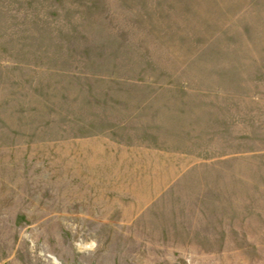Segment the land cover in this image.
Returning a JSON list of instances; mask_svg holds the SVG:
<instances>
[{"label":"rangeland","instance_id":"obj_1","mask_svg":"<svg viewBox=\"0 0 264 264\" xmlns=\"http://www.w3.org/2000/svg\"><path fill=\"white\" fill-rule=\"evenodd\" d=\"M0 264H264V0H0Z\"/></svg>","mask_w":264,"mask_h":264}]
</instances>
